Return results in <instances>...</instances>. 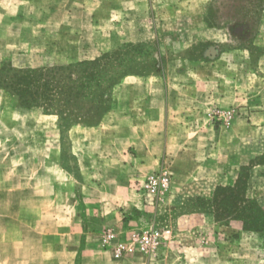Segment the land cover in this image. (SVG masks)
Returning a JSON list of instances; mask_svg holds the SVG:
<instances>
[{
    "label": "rangeland",
    "instance_id": "374dc122",
    "mask_svg": "<svg viewBox=\"0 0 264 264\" xmlns=\"http://www.w3.org/2000/svg\"><path fill=\"white\" fill-rule=\"evenodd\" d=\"M235 4L0 0V69L117 54L97 124L25 108L0 88V233L16 205L18 264L61 258L54 235H75L80 254L97 253L78 255L80 264L154 260L166 250L192 264H264V11L239 27ZM150 99H160L159 117L140 111ZM167 112L173 139H129L131 119L148 134L158 121L165 136ZM161 172L169 186L147 195ZM152 228L171 232L151 253L136 251L132 234ZM111 231L131 247L121 259L103 245Z\"/></svg>",
    "mask_w": 264,
    "mask_h": 264
},
{
    "label": "trees",
    "instance_id": "16d2710c",
    "mask_svg": "<svg viewBox=\"0 0 264 264\" xmlns=\"http://www.w3.org/2000/svg\"><path fill=\"white\" fill-rule=\"evenodd\" d=\"M234 9L237 14L231 20L244 27L264 11V0H237ZM209 15L213 16V10ZM221 24L216 21L211 25ZM116 60L117 54H106L94 61L53 68L6 65L0 69V88L6 89L25 108L38 107L47 114L65 113L68 117L75 115L77 120L97 124L108 111L105 104L116 85V80L108 77Z\"/></svg>",
    "mask_w": 264,
    "mask_h": 264
},
{
    "label": "crops",
    "instance_id": "0c3cea01",
    "mask_svg": "<svg viewBox=\"0 0 264 264\" xmlns=\"http://www.w3.org/2000/svg\"><path fill=\"white\" fill-rule=\"evenodd\" d=\"M223 97V94L222 96ZM224 100V99H222ZM150 108H155L156 109V114L159 117L160 111L162 109V105H161V101L160 99H155V100H149V103L146 104L145 106H142V108H140V111L142 112H146L148 111ZM107 118L106 117L104 119V123L107 122ZM130 120V119H129ZM128 120V121H129ZM112 122V121H111ZM166 128H167V133L165 134V136H162L161 133V128H160V123L157 121L156 124H152L151 128H150V132L148 134V132L143 131V128H145V123L143 122H136L135 119L134 121L131 119L129 122V132H128V136L130 137L129 139H173V137L170 134V123H171V118H170V114L169 112H167L166 114ZM135 124H137V126H135ZM195 122L191 123L190 125L195 126ZM236 124V122H235ZM138 128H141L142 131L137 134L136 129L138 130ZM193 129V127L191 126V130ZM216 128H214L215 130ZM217 131V130H216ZM220 132V130H218ZM137 134V135H136ZM210 144H214L215 143H210ZM212 147V146H211ZM213 149L209 148L208 150V157L204 158V162L206 164H208L209 162V157H210V152H212ZM138 195H140V198L144 197V192L138 193ZM15 210L14 212L11 211V206H9V211H8V225L9 227L4 230L2 233H0V261H4L3 264H18V260H17V212H16V205H14ZM59 234V233H57ZM45 238V237H44ZM41 240L43 239V237L41 236L40 238ZM72 240V243H66V240ZM67 239L64 237V235H54L53 237L50 238V240H52V242L57 246V251L59 253L60 256H62L61 258H58L57 260H51V259H44V263L45 264H80V261L78 262V255H83V258L89 259V257L95 256L97 255V253L94 251L89 250H85L83 252H81L82 254H80V238H78L75 235L72 236H68ZM44 241V240H43ZM42 250L47 251L46 253H48L49 248H44ZM184 252L187 251V249H183ZM198 255L199 249L195 250ZM163 254V253H162ZM186 254V253H184ZM189 256L186 257V255H180L179 253L176 252H171L169 250H166L165 253V257L162 258V256H160L157 259L154 260H147L143 257H138V258H125L122 259L121 261L123 262V264H192L190 263V261L188 260ZM7 259V261H6ZM200 258L198 257V263L200 264ZM25 264H29L28 261H25ZM83 264H86V262H84ZM90 264V263H89Z\"/></svg>",
    "mask_w": 264,
    "mask_h": 264
},
{
    "label": "built area",
    "instance_id": "2783aa9c",
    "mask_svg": "<svg viewBox=\"0 0 264 264\" xmlns=\"http://www.w3.org/2000/svg\"><path fill=\"white\" fill-rule=\"evenodd\" d=\"M170 178L165 172L158 173L151 177L149 181L144 185L145 192L153 195H158L169 186ZM170 230H164L159 228H152L145 230L143 233H133L131 236V245L136 251L142 254L151 253L159 241L166 235L170 234ZM103 245L111 248L114 258L121 259L128 252L131 247H128L126 243L119 240L115 232H109L105 235Z\"/></svg>",
    "mask_w": 264,
    "mask_h": 264
}]
</instances>
